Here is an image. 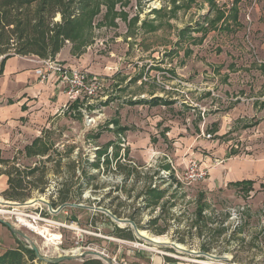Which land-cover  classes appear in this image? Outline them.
I'll list each match as a JSON object with an SVG mask.
<instances>
[{"label":"rangeland","instance_id":"1","mask_svg":"<svg viewBox=\"0 0 264 264\" xmlns=\"http://www.w3.org/2000/svg\"><path fill=\"white\" fill-rule=\"evenodd\" d=\"M91 11L98 14L86 43L63 47L93 65L91 72L73 66L104 79L103 95L80 100L79 109L67 103L35 114V130L21 135L53 143L49 159L21 158L24 142L8 138L2 157H20L25 166L37 161L46 175L44 191L25 201L0 194L19 204L0 205L6 211L0 218L28 238L0 224V254L32 243L46 259L95 250L111 264H210L209 257L180 251L173 242L224 257L215 260L225 264H264V0H96ZM157 96L165 103L155 102ZM98 154H107L108 162L100 157L96 166ZM236 162L246 170L241 176L230 173ZM215 171L223 183L206 191ZM241 178L253 183L231 184ZM153 181L165 193L162 203L147 206L143 192ZM5 184L1 177L0 193ZM59 191L68 194L61 204ZM200 192L211 204L205 219L211 230L205 225L204 236L189 228ZM32 199L47 203L28 204ZM98 208L168 243L138 238L129 224ZM163 209L164 217L149 225Z\"/></svg>","mask_w":264,"mask_h":264},{"label":"trees","instance_id":"2","mask_svg":"<svg viewBox=\"0 0 264 264\" xmlns=\"http://www.w3.org/2000/svg\"><path fill=\"white\" fill-rule=\"evenodd\" d=\"M212 2V0H210ZM96 0H0V71L5 60L12 56L33 55L41 59L54 58L65 45L66 41H77L75 49H80L91 35L92 21L98 12H92ZM115 14V12H109ZM59 16L58 20L56 17ZM160 98H156L155 102ZM78 101L72 105L78 108ZM81 113V112H79ZM53 143H48L43 136L35 137L23 147L21 158L51 157L49 151ZM99 153V151H98ZM24 154V155H23ZM23 156V157H22ZM103 158L108 162L107 154H98L96 166ZM20 157H2L0 154V176H6V188L0 193L5 199L25 201L33 193L44 191L46 168L34 161L33 166L20 165ZM55 163L59 160H54ZM45 163V162H43ZM121 164H118L120 167ZM72 173L75 175L76 164L71 162ZM252 180H240L232 185L252 184ZM147 206H156L163 192L151 188L150 184L143 192ZM68 194L58 192L60 204L67 200ZM52 205H55L52 202ZM199 217L202 208L199 207ZM162 214V212H161ZM148 220L155 224L160 215ZM205 228L197 227V234L202 236ZM209 230L210 228L206 229ZM162 229L159 233H162ZM202 250L209 251L210 246L202 242ZM0 264H67L65 261H46L40 259L30 247L19 244L16 249L0 254ZM79 264H104L100 259L89 257Z\"/></svg>","mask_w":264,"mask_h":264},{"label":"crops","instance_id":"3","mask_svg":"<svg viewBox=\"0 0 264 264\" xmlns=\"http://www.w3.org/2000/svg\"><path fill=\"white\" fill-rule=\"evenodd\" d=\"M74 52L70 48L65 52V47L58 52V54L54 57L64 61L66 64L77 65L84 68L87 71H92L93 65L89 66L86 59L77 54H73ZM2 55H0V61L2 59ZM38 57L33 55L28 56H12L5 60L3 67L0 71V154H3V146L7 145L8 138H11L12 141H20L24 142L23 147L30 142L25 140L24 136L21 134L26 132V137L28 136V131H34V117L37 113L38 116L45 115L46 113H54L57 110H61L60 107L66 106V96L60 90L59 84L55 81L48 80L45 83H40L38 81V77L35 74V70L41 67L38 62ZM107 71H111L110 67H106ZM95 73V72H92ZM112 72H105L104 74H108ZM96 74V73H95ZM102 94L100 95L102 97ZM156 98H160L157 103L164 104V100L162 97L157 96ZM42 101V102H41ZM41 102L43 103V108H39V110L35 111V103ZM80 102V100H78ZM74 102H72L68 107H70ZM154 104V105H158ZM150 105H153L150 103ZM80 106H78V109ZM28 118L25 122L24 118ZM46 129L48 127L49 121L41 122ZM43 129V128H42ZM19 131L21 133H19ZM164 133V132H163ZM161 134L164 136V134ZM12 136V137H10ZM129 153V148H128ZM24 155V154H23ZM23 157V156H22ZM25 158V157H24ZM35 158V157H32ZM233 169L230 171L232 175L241 176V174L245 173L246 170L244 168H238V162L232 164ZM166 169H170L168 165H164ZM221 173V172H220ZM219 172H212L210 174L211 181L208 183L207 187L204 188L206 191H211L215 187H221L222 179L221 174ZM231 174H228L231 176ZM228 175L226 177H228ZM1 177L6 176L2 175ZM172 181H176L177 179L173 174H170ZM174 178V179H173ZM240 180H251L246 178L238 179ZM237 181V180H236ZM253 181V180H252ZM7 185V183L5 184ZM6 187V186H5ZM163 194L164 190H161ZM175 194V193H173ZM164 197V195H163ZM160 203H162V197L160 198ZM161 206V205H160ZM199 207L202 208L201 217H199ZM211 204H209L205 197V192H200L198 197L195 199V208H194V220L189 222V228L202 226L205 228V225L210 228V224L205 221L209 216L208 209H210ZM164 209L162 211V215L160 219L164 217ZM166 213V212H165ZM168 215L172 216L168 211ZM191 220V219H190ZM166 221V220H165ZM188 228V229H189ZM203 235V233H202ZM204 236V235H203Z\"/></svg>","mask_w":264,"mask_h":264},{"label":"built area","instance_id":"4","mask_svg":"<svg viewBox=\"0 0 264 264\" xmlns=\"http://www.w3.org/2000/svg\"><path fill=\"white\" fill-rule=\"evenodd\" d=\"M38 62L41 65V67L35 70L38 81L40 83H45L48 80L57 82L60 90L66 96L67 103L82 99L86 102H90L98 95H101L105 87L104 79L96 75L89 76L81 68L63 63L57 58H40ZM101 159L103 160V158ZM150 187L158 190L161 189V186L156 181H153ZM175 209L176 208H172L171 213H174ZM160 211L161 208L156 207L155 213L157 214ZM234 215L235 214L232 213V218ZM133 245L137 247V245L139 246L140 244L133 243ZM143 245L144 244H141L140 246Z\"/></svg>","mask_w":264,"mask_h":264},{"label":"water","instance_id":"5","mask_svg":"<svg viewBox=\"0 0 264 264\" xmlns=\"http://www.w3.org/2000/svg\"><path fill=\"white\" fill-rule=\"evenodd\" d=\"M39 201H43V202L47 203L45 200H39ZM6 202H7V203H4V204H15V205H19L17 202H10V201H6ZM64 205L76 206L75 204H64ZM61 207H62V206H61ZM61 207H59V208H58L57 210H55L54 212H58V211L61 209ZM98 209L103 210L104 212H106V213H107L108 215H110V217H111L115 222H117V223H123L124 225L129 224V225L132 227V229L134 230V233H135V235H136L138 238H141V239H143V240H145V241L147 240L148 242H150L149 239H147L146 237H144V236H142V235L140 234V230L137 228L136 224H135L132 220H130V219H128V218H118V217H116L115 215H112V214H111L110 212H108L106 209H102V208H98ZM0 224L5 225V226H6L7 228H9L13 233L18 234V235L22 236V237L25 238V239H28L27 236H26L24 233L20 232L19 230H17L16 228H14L9 222H7V221H5V220H3V219H1V218H0ZM30 244H31V245H30V248L34 250V252H35V254L37 255V257L40 258V259L46 260V261H53V262H57V261H65V260L73 259V258H75V257L83 256V255H92L94 258H98V259H101V257H102V258H104L109 264H111L110 260H108V258H106V257L103 255L102 252H100V251H95V250H92V251H84V252H82V253H80V254H78V255H76V254H74V253H73V254H70V255L65 254V255H62V256H58V257H56V258L46 259V258H44V257L40 254V252L38 251V248H37L34 244H32V243H30ZM159 244H161V243H159ZM168 244H170L172 247H174V248L177 249L176 244H174L173 242H169ZM179 249H180V248H178V250H179ZM180 251L187 252L188 254H190V255H195V256H204V257L216 258L217 260H218V259H224V257H217V256H215V255H213V254H210V253H207V252H202V251H192V250H186V249H181Z\"/></svg>","mask_w":264,"mask_h":264},{"label":"bare ground","instance_id":"6","mask_svg":"<svg viewBox=\"0 0 264 264\" xmlns=\"http://www.w3.org/2000/svg\"><path fill=\"white\" fill-rule=\"evenodd\" d=\"M39 200H42V199H37V200H30V201H28V204H30V205H33V204H35V203H38V202H40ZM4 203H7L6 201H4L3 199H1L0 198V205L2 206V204H4ZM4 212H6L5 210H2V209H0V213H4ZM20 216V215H19ZM20 220V219H19ZM21 221H23V222H25L26 220H24V219H21ZM26 223V222H25ZM27 225H28V227L30 228H34V227H32L31 225H29L28 223H26ZM120 224H122V223H120ZM39 227H36V229H38ZM46 230V229H45ZM38 231L39 232H41L42 234H44V236L46 235V236H51V238H55V237H57V235L55 234V233H47V231H46V234H45V231L42 229H38ZM140 234L142 235V236H144V237H146L147 239H149L150 240V242H152L153 244H159V243H168V239L166 238V237H162V236H149V235H147V233L145 232V231H143V230H140ZM59 237V236H58ZM57 237V238H58ZM167 245V244H166ZM176 247H177V249L178 248H180L179 250H181V249H185L184 247H183V245H180V244H176ZM77 251V249L76 250H74V251H72V252H76ZM210 258V257H209ZM211 259V261H210V264H225V263H222V262H218V261H216L215 259L216 258H210Z\"/></svg>","mask_w":264,"mask_h":264}]
</instances>
